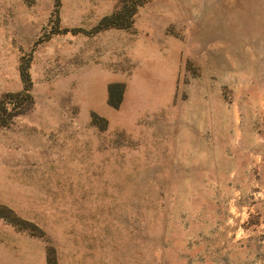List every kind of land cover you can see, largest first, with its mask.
Wrapping results in <instances>:
<instances>
[{
  "label": "rangeland",
  "instance_id": "rangeland-1",
  "mask_svg": "<svg viewBox=\"0 0 264 264\" xmlns=\"http://www.w3.org/2000/svg\"><path fill=\"white\" fill-rule=\"evenodd\" d=\"M126 1L0 0V264H264V0Z\"/></svg>",
  "mask_w": 264,
  "mask_h": 264
},
{
  "label": "trees",
  "instance_id": "trees-1",
  "mask_svg": "<svg viewBox=\"0 0 264 264\" xmlns=\"http://www.w3.org/2000/svg\"><path fill=\"white\" fill-rule=\"evenodd\" d=\"M122 1H125V0H122ZM128 4H129L128 5L129 6V11L128 12H130V14L134 13L136 11V8H137L136 3L131 0L130 3L128 1ZM7 116L12 117V116H14V114L10 113V114H7ZM5 123H6V120L0 119V126L6 125Z\"/></svg>",
  "mask_w": 264,
  "mask_h": 264
}]
</instances>
